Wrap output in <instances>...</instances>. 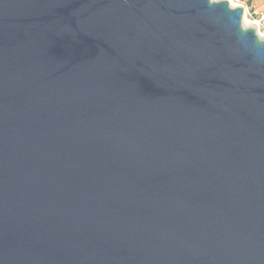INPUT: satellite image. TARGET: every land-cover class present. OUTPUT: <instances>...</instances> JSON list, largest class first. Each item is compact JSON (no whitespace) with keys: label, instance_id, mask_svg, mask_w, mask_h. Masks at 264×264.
Here are the masks:
<instances>
[{"label":"water","instance_id":"water-1","mask_svg":"<svg viewBox=\"0 0 264 264\" xmlns=\"http://www.w3.org/2000/svg\"><path fill=\"white\" fill-rule=\"evenodd\" d=\"M227 0H0V264H264V39Z\"/></svg>","mask_w":264,"mask_h":264},{"label":"built area","instance_id":"built-area-1","mask_svg":"<svg viewBox=\"0 0 264 264\" xmlns=\"http://www.w3.org/2000/svg\"><path fill=\"white\" fill-rule=\"evenodd\" d=\"M232 7H242L244 9L243 21L246 19L250 22L251 27L255 29L257 35L261 38L264 37V9L258 6L250 7L249 9L244 6H236V0H227Z\"/></svg>","mask_w":264,"mask_h":264},{"label":"crops","instance_id":"crops-1","mask_svg":"<svg viewBox=\"0 0 264 264\" xmlns=\"http://www.w3.org/2000/svg\"><path fill=\"white\" fill-rule=\"evenodd\" d=\"M235 3L236 6H244L247 9L253 6L264 9V0H236Z\"/></svg>","mask_w":264,"mask_h":264},{"label":"bare ground","instance_id":"bare-ground-1","mask_svg":"<svg viewBox=\"0 0 264 264\" xmlns=\"http://www.w3.org/2000/svg\"><path fill=\"white\" fill-rule=\"evenodd\" d=\"M244 21H245V22H244V27L247 26V25H249V22H248L246 19H244ZM245 28H246V27H245ZM263 39H264V38H263Z\"/></svg>","mask_w":264,"mask_h":264},{"label":"rangeland","instance_id":"rangeland-1","mask_svg":"<svg viewBox=\"0 0 264 264\" xmlns=\"http://www.w3.org/2000/svg\"><path fill=\"white\" fill-rule=\"evenodd\" d=\"M214 1H219V0H214ZM245 22V21H244ZM246 28H249V27H251V24H250V22H249V25H247V26H245ZM262 38H264V37H262Z\"/></svg>","mask_w":264,"mask_h":264}]
</instances>
